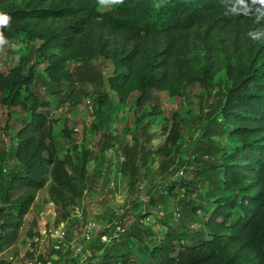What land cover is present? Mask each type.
Wrapping results in <instances>:
<instances>
[{
	"label": "trees",
	"instance_id": "1",
	"mask_svg": "<svg viewBox=\"0 0 264 264\" xmlns=\"http://www.w3.org/2000/svg\"><path fill=\"white\" fill-rule=\"evenodd\" d=\"M100 5L0 0V12L11 18L0 26L4 44L21 35L29 42L26 55L0 70V104L25 113L14 144L0 152V264H10L2 257L19 242L46 186L58 223L70 220L76 207L83 209L76 218L88 220L83 200L102 174H91L89 165L114 146L109 125L116 99L134 92L142 113L133 143L122 147L120 174L129 178L134 201H142L141 178L155 155L163 180L148 193L143 213L132 204L129 225L119 218L126 210L116 211L108 242L92 239L89 252L84 244L80 253L61 254L54 264H264V0H123L104 10ZM195 58L202 59L200 68ZM101 60L113 64L107 78L93 64ZM70 62L76 65L68 96L77 84L94 87L97 153L74 144L60 156L54 140L51 104L41 90L58 93ZM196 85L209 94L192 120L189 147L181 141L179 112L164 117V140L153 145L157 132L150 130V119L162 114L154 93L183 96ZM181 189L175 222L162 235L139 225ZM27 235L35 236L31 230ZM131 239L139 244L135 252Z\"/></svg>",
	"mask_w": 264,
	"mask_h": 264
},
{
	"label": "rangeland",
	"instance_id": "2",
	"mask_svg": "<svg viewBox=\"0 0 264 264\" xmlns=\"http://www.w3.org/2000/svg\"><path fill=\"white\" fill-rule=\"evenodd\" d=\"M109 4H101L102 10L106 9ZM29 42L21 35L20 37L4 44L0 47V70L6 71L7 67L11 66L19 57L28 53ZM196 67L200 68L203 65L201 58H195ZM99 70L102 71L105 78L113 71V64L109 60H101L93 62ZM75 62L67 64L64 73L63 85L60 91L55 94H49L42 88L43 96L50 101V118L54 125V140L57 143L60 156H64L67 151H70L74 144L77 146H86L91 148L95 153L98 151V142L100 132L95 125L99 124V118L96 115V104L94 102V87L84 86L81 84L75 85L74 91L68 96L71 90V83L74 80L73 69ZM41 69V67L39 68ZM222 69L218 75L223 76ZM108 89V86L105 88ZM183 96H172L168 92H156L155 103L161 107L162 114L154 119H150V130L157 132V138L153 141V145L162 144L164 117H170L172 113L179 112L181 114L182 138L181 141L185 148L189 147L192 137V120L199 114L201 100L206 98L208 91L203 90L199 85L186 87ZM113 94L112 92H110ZM1 97V92H0ZM137 93H132L129 97L120 100L116 99V109L113 113L112 122L109 125L110 131L115 135L114 146L103 152L98 153L96 160L89 165V172L93 174L98 170V184L93 185L89 190V194L84 201V216L86 220L97 222L101 229L97 231L93 240L100 237L104 233L112 232L111 217L117 216L116 211L121 209L126 210L125 215L119 216L126 225L132 221V204H136L137 212H144L145 201L148 198V193L153 191L154 186L161 184L162 178L158 172L160 159L155 155L151 161L150 169L141 178L143 189L140 196L142 201H134L132 197V188L130 187L129 178L126 175L120 174V164L123 161L122 147L129 143H133V135L136 131L137 118L142 113V110L137 109L135 100ZM25 113L20 108L8 109L0 104V152L1 150H9L15 141V135L20 128L21 118ZM65 130L70 132V137L65 134ZM69 138L73 141H69ZM223 143L231 145V141L225 138ZM184 190H179L176 196H169L164 210L152 208L146 218L139 222L142 227H147L152 232H157L162 235L168 228L169 224L173 225V213L179 208L177 203L178 198L182 197ZM194 193V199L199 202L200 197ZM51 196L49 193V185L40 190L37 194L35 203L32 206L30 213L26 217V223L21 229V237L17 244L8 249L2 259L10 264H27L32 255L38 254L42 264H54V261L59 260V256L72 254L77 255L73 250L71 253H65V249L60 253L53 252L51 248V237H44L43 243H35L34 237L41 238L42 231H53L61 222H57L58 212L56 205L51 204ZM54 203V202H53ZM82 214H83V209ZM141 210V211H140ZM70 213L75 214V209H71ZM147 214V211L145 212ZM118 218V219H119ZM87 220V221H88ZM117 220L113 221L114 223ZM86 221L82 218L71 217L67 220L66 228L68 230L67 240H79ZM31 230L35 236L28 237V231ZM101 240V239H100ZM133 252L139 248V244L134 240L129 241ZM86 249L89 252L90 243L86 242ZM79 255V259H84L87 253ZM73 255V256H74ZM78 258V257H77Z\"/></svg>",
	"mask_w": 264,
	"mask_h": 264
},
{
	"label": "built area",
	"instance_id": "3",
	"mask_svg": "<svg viewBox=\"0 0 264 264\" xmlns=\"http://www.w3.org/2000/svg\"><path fill=\"white\" fill-rule=\"evenodd\" d=\"M55 206V204L52 202ZM81 217L82 216V210L80 207L75 208V214H73L71 217ZM67 221H62L59 223V225L51 232H48V230L42 231V235L38 237H34V242L37 243H43L44 242V237H47L48 235L51 237V248L54 250H60V249H65V250H73L76 254L80 253L83 249L84 243L89 242L93 239L94 234L97 231H100L101 226L93 221V220H88L86 221L83 232L81 234V239L79 240H67V233L68 230L66 228ZM116 229L117 231H123L124 228L121 226V224L116 221L115 222ZM100 239L102 242H108L110 240V235L107 233H104L100 236ZM27 264H42L40 261V258L37 253L34 252L32 255V259L27 263Z\"/></svg>",
	"mask_w": 264,
	"mask_h": 264
},
{
	"label": "clouds",
	"instance_id": "4",
	"mask_svg": "<svg viewBox=\"0 0 264 264\" xmlns=\"http://www.w3.org/2000/svg\"><path fill=\"white\" fill-rule=\"evenodd\" d=\"M99 2L101 4H121L123 3V0H99ZM159 6H160L159 4L156 5V7ZM10 19L11 18L7 14L0 12V26L8 25ZM252 35H254L256 38H259L260 34H252ZM4 43H5L4 38L2 34H0V44H4Z\"/></svg>",
	"mask_w": 264,
	"mask_h": 264
}]
</instances>
